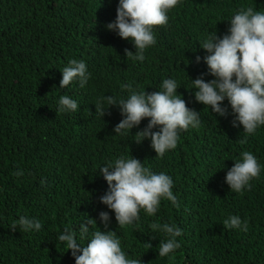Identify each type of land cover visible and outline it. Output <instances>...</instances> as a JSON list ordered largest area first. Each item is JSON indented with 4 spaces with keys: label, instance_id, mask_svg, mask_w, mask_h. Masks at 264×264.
Instances as JSON below:
<instances>
[{
    "label": "trees",
    "instance_id": "obj_1",
    "mask_svg": "<svg viewBox=\"0 0 264 264\" xmlns=\"http://www.w3.org/2000/svg\"><path fill=\"white\" fill-rule=\"evenodd\" d=\"M118 3L0 0V264H75L58 235L70 227L86 246L89 241L80 238L76 218L88 215L101 223L99 214L105 208L100 206L95 218L101 203L99 169L121 155L171 176L180 205L164 202L154 217L141 211L140 220L125 228H119L106 206L108 228L117 232L129 258L143 264H264V169L243 194L231 192L226 179L224 185L220 182L219 168L229 158L227 143L244 136L242 125L233 127L231 108L222 117L201 107L200 129L182 131L176 149L158 158L150 139H134L148 119L129 135L115 134L123 119L120 109L112 106L107 110L111 114L102 118L94 104L104 95L127 98L121 84L151 93L172 78L178 93L190 92L198 107L191 79L207 73L203 57L208 55L199 41L210 32L221 37L227 33L229 20L241 6L264 11V0H182L168 13L167 28L155 29L157 43L146 50L143 63L127 59L124 50L135 52L133 43L106 28L116 19ZM196 56L200 63L194 62ZM70 59L87 64L91 79L84 88L78 81L60 88L61 70ZM61 95L76 100L79 110L57 114ZM262 143L264 126L246 145ZM259 155L264 164L263 149ZM15 171L24 175H12ZM21 215L38 219L42 229L13 230V221ZM230 215L247 220L248 231L225 229L223 221ZM154 221L182 229L174 258L159 257L157 248L165 236L153 233ZM144 242L152 243V249Z\"/></svg>",
    "mask_w": 264,
    "mask_h": 264
},
{
    "label": "clouds",
    "instance_id": "obj_2",
    "mask_svg": "<svg viewBox=\"0 0 264 264\" xmlns=\"http://www.w3.org/2000/svg\"><path fill=\"white\" fill-rule=\"evenodd\" d=\"M111 2V0H109ZM182 0H119L116 19L106 25L107 30L115 32L120 38L129 40L135 52L125 49L126 58L133 63H143L146 50L157 43L155 29L167 28L168 13L181 5ZM230 27L222 37L216 31L208 33L200 42L208 55L203 57L207 65V73L201 74L192 81L195 89V100L201 103L195 107L191 93L179 94L175 79L166 78L160 90L148 93L137 91L132 84H121V90L127 91V98L117 99L113 95L101 96L94 103L96 114L102 118L111 113L112 106L120 109L123 119L115 126L114 132L129 135L134 127L148 119L145 128L134 137L137 143L150 139L151 147L158 158L176 149L182 131L199 130L201 127L200 108L205 107L222 117L232 109L233 127L243 126L244 136L238 143H227L229 158L219 168L220 182L226 179L231 192L243 194L251 190L252 181L259 180L264 169L259 150H264V143L254 148L246 145L249 137L254 136L264 126V11L254 10L252 6H241L231 17ZM193 63V61H189ZM195 63L201 62L196 56ZM60 88H67L73 82L84 88L91 79L87 64L83 60L70 59L62 70ZM214 77L206 81L204 76ZM79 110L78 102L69 95H61L58 101L57 114L71 113ZM154 129H158L154 131ZM231 159V160H230ZM218 169V170H219ZM180 168L176 167V171ZM99 171L100 185L97 197L100 206L105 208L99 214L100 222L87 215L80 221V238L89 241L82 246L77 241L76 232L66 227L58 235V241L71 252L75 264H143L141 259L129 258L122 250L121 240L117 232L108 228L110 216L106 210L115 213L119 228L134 225L141 214L154 217L164 202L170 201L179 208L175 192V182L165 173H155L134 156H119L109 160ZM12 175L20 177L23 171H15ZM206 172L204 177L207 176ZM45 184L46 181H41ZM104 205H101V204ZM142 211V213H141ZM141 213V214H140ZM102 224L104 226L102 227ZM225 229H237L247 232L249 223L238 215H230L223 221ZM42 223L36 218L21 215L13 221L11 228L17 227L22 232H39ZM153 233L159 231L165 236L158 245L159 257L174 258L176 250L181 247L177 237L182 236V229L171 222L150 224ZM144 247L152 249L150 242ZM67 251V252H68Z\"/></svg>",
    "mask_w": 264,
    "mask_h": 264
}]
</instances>
